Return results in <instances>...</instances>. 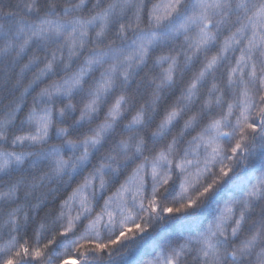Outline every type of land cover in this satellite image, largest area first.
<instances>
[{
  "label": "snow or ice",
  "instance_id": "obj_1",
  "mask_svg": "<svg viewBox=\"0 0 264 264\" xmlns=\"http://www.w3.org/2000/svg\"><path fill=\"white\" fill-rule=\"evenodd\" d=\"M264 264V0H0V264Z\"/></svg>",
  "mask_w": 264,
  "mask_h": 264
},
{
  "label": "trees",
  "instance_id": "obj_2",
  "mask_svg": "<svg viewBox=\"0 0 264 264\" xmlns=\"http://www.w3.org/2000/svg\"><path fill=\"white\" fill-rule=\"evenodd\" d=\"M67 264H78L75 254L71 255L68 259H67Z\"/></svg>",
  "mask_w": 264,
  "mask_h": 264
}]
</instances>
